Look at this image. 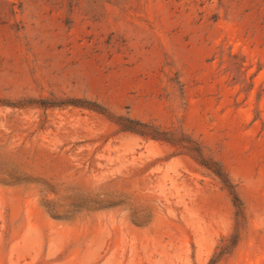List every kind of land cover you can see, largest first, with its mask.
<instances>
[{"label":"rangeland","instance_id":"obj_1","mask_svg":"<svg viewBox=\"0 0 264 264\" xmlns=\"http://www.w3.org/2000/svg\"><path fill=\"white\" fill-rule=\"evenodd\" d=\"M0 264H264V0H0Z\"/></svg>","mask_w":264,"mask_h":264},{"label":"trees","instance_id":"obj_2","mask_svg":"<svg viewBox=\"0 0 264 264\" xmlns=\"http://www.w3.org/2000/svg\"><path fill=\"white\" fill-rule=\"evenodd\" d=\"M71 104H74V103H71ZM98 112H101V111H98ZM116 123L120 125L123 130L131 131V132H134L140 135L150 136L152 138H160L162 140L171 142V139L165 137L164 133L159 132L152 126L143 124L139 121H136L130 118L119 117ZM196 158L199 161V163L203 165L206 169H208L210 172H212L220 180L223 186L229 191V193L233 197L234 206L236 207V215L241 216L242 215V205L239 202L238 198L234 195L233 187L228 181V178L226 174L224 173L223 169L216 162L210 161L202 157L199 153H197ZM235 243H236V237L235 238L233 237V239H231L229 246H233L235 245ZM227 248H228V245H227ZM224 250H226V248L223 249V252Z\"/></svg>","mask_w":264,"mask_h":264}]
</instances>
